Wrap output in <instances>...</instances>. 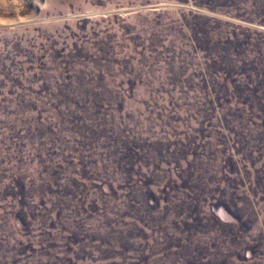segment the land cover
<instances>
[{
    "label": "rangeland",
    "instance_id": "1",
    "mask_svg": "<svg viewBox=\"0 0 264 264\" xmlns=\"http://www.w3.org/2000/svg\"><path fill=\"white\" fill-rule=\"evenodd\" d=\"M0 264H264V0H0Z\"/></svg>",
    "mask_w": 264,
    "mask_h": 264
}]
</instances>
